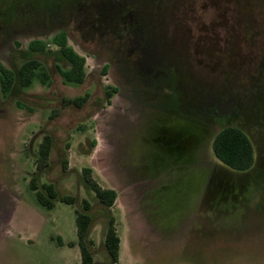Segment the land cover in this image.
<instances>
[{"label":"rangeland","instance_id":"1","mask_svg":"<svg viewBox=\"0 0 264 264\" xmlns=\"http://www.w3.org/2000/svg\"><path fill=\"white\" fill-rule=\"evenodd\" d=\"M235 1L0 0V60L6 66L18 71L32 38L49 40L66 29L70 44L87 58L88 72L84 83H66L58 62L43 53L37 57L49 69L50 83L15 84L5 96L0 81V264H78L80 253L71 243L83 199L92 204L98 264L109 260L104 239L111 217L121 237L118 264H264V203L248 206L241 199L244 204L223 221L192 224L193 194L180 171L171 165L155 176L150 168L152 147L165 153L169 141L168 127L159 130L165 123L149 111L177 116L180 110L197 124L205 113L203 159L217 174L244 181L257 172L227 169L215 157L212 136L225 125L242 127L257 160L264 159V2ZM113 85L119 92L108 102ZM86 93L83 107L64 106L63 98ZM47 133L54 140L50 166L37 171ZM84 167L118 191L112 207L98 201ZM36 172L76 203L41 205L30 188Z\"/></svg>","mask_w":264,"mask_h":264},{"label":"trees","instance_id":"2","mask_svg":"<svg viewBox=\"0 0 264 264\" xmlns=\"http://www.w3.org/2000/svg\"><path fill=\"white\" fill-rule=\"evenodd\" d=\"M244 1L249 6H253V3L259 4L264 2V0ZM49 10L53 12L54 7L49 8ZM16 44L21 45L19 41H16ZM52 45L54 47H51ZM43 53L53 57L58 62L57 67L66 83L82 84L85 82L88 75L87 58L70 44L68 31L66 29H60L49 40L32 38L28 43L27 59L24 60L18 71L6 66L0 60V81L2 92L5 96L11 93L15 84L23 88H28L33 85L36 79H39L43 84L50 83V71L44 62L37 57V55ZM123 61L121 59V62ZM62 62L67 63L69 65L68 68H63ZM125 65L126 63L123 64V66ZM109 68L110 64L107 63L103 68L104 74L107 73ZM208 91L209 88L203 91L205 93L203 95L204 97L208 94ZM118 92L119 87L114 85L108 86V90L106 91L108 102ZM175 93L174 96H180L179 91L175 90ZM89 98L90 94L86 93L73 98H63V103L64 106L75 105L77 107H83ZM205 100L209 101L208 98H205ZM176 104L177 102L173 104L175 105L174 108L178 107ZM57 111L54 110L53 115ZM149 113L165 123V125L158 124L159 130L168 127L165 132L168 134L170 150L165 153H160L154 145L152 149H154L155 154L151 159L150 168L155 173V176L156 174L159 175L161 170H164L166 167L169 166L170 168L171 165L180 171L181 181L185 180L188 183V189L193 194L194 205L188 214L191 221L194 219L192 224H201L204 221L208 224H217L219 221H223L226 216L229 217L231 215L230 213L232 211H238L240 203H243L241 199L245 202L248 201V206L264 203V159L259 156L257 160L254 142L242 127L235 124L223 126L213 134L211 149L219 162L227 169L243 173L250 170L252 172L257 171L252 175L251 179L244 177V181L235 178L232 179V175L226 173L217 174V169H213L211 166L209 167L208 162H204L203 150L209 143V133L207 131V124L209 123L206 121L208 119L205 117V113L201 114L202 118L198 122L199 125L193 122L194 120L191 122L185 119L184 116L180 115L182 114L180 110L176 112L177 116L168 113L165 114L161 111H149ZM201 123H204V125ZM53 141L51 134L47 133L44 135L39 145V156L36 160L37 171H43L50 166ZM197 163L201 165L199 169L193 167ZM67 167L68 161L65 160L64 169H67ZM82 174L85 181L94 191L98 201L106 208L112 207L118 199V191L112 187L101 185L93 176V170L90 167H84ZM39 177V173L36 172L33 174L30 178V188L35 191L36 198L41 205L49 209L55 207L57 201H62L67 204L76 203L77 198L75 196L68 194L60 195L54 183L41 182ZM173 178L174 176L170 178V181ZM221 178L224 179L223 187L221 185ZM238 184H242L243 186L241 187ZM183 185L185 186V183ZM208 192H211V196L216 197V199L211 201L209 198L208 200ZM236 192L239 193V198L231 199V194ZM201 202L203 205L198 212L197 209ZM205 202L206 205H209L208 210H210L208 218L206 217L208 210H205ZM82 203L83 209L76 208L75 211L77 225L76 244L80 249L81 264H98L93 240L90 237L93 225V217L90 213L92 204L87 199H83ZM234 218L232 217L231 221H234ZM104 246L109 259L105 264H117L120 258L121 237L118 233L114 217L109 219Z\"/></svg>","mask_w":264,"mask_h":264},{"label":"crops","instance_id":"3","mask_svg":"<svg viewBox=\"0 0 264 264\" xmlns=\"http://www.w3.org/2000/svg\"><path fill=\"white\" fill-rule=\"evenodd\" d=\"M259 229V228H258ZM77 242V241H76ZM76 242H73V245H71V246H77L78 247V245L76 244ZM78 250H79V253H80V249H79V247H78ZM121 262V255H120V258H119V262L118 263H120ZM117 263V264H118ZM78 264H81V254H80V259H79V261H78Z\"/></svg>","mask_w":264,"mask_h":264}]
</instances>
